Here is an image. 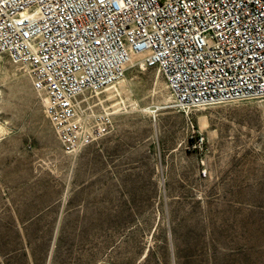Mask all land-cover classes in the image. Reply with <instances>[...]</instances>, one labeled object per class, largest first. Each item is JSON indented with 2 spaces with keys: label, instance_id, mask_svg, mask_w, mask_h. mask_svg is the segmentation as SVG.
<instances>
[{
  "label": "rangeland",
  "instance_id": "obj_1",
  "mask_svg": "<svg viewBox=\"0 0 264 264\" xmlns=\"http://www.w3.org/2000/svg\"><path fill=\"white\" fill-rule=\"evenodd\" d=\"M168 95L156 69L128 68L90 100L111 134L67 155L0 54V264H264V105L181 113ZM136 158L154 180L123 172Z\"/></svg>",
  "mask_w": 264,
  "mask_h": 264
},
{
  "label": "built area",
  "instance_id": "obj_2",
  "mask_svg": "<svg viewBox=\"0 0 264 264\" xmlns=\"http://www.w3.org/2000/svg\"><path fill=\"white\" fill-rule=\"evenodd\" d=\"M0 54L75 156L113 131L114 113L90 100L132 65L163 77L165 109L264 105V0H0Z\"/></svg>",
  "mask_w": 264,
  "mask_h": 264
},
{
  "label": "crops",
  "instance_id": "obj_3",
  "mask_svg": "<svg viewBox=\"0 0 264 264\" xmlns=\"http://www.w3.org/2000/svg\"><path fill=\"white\" fill-rule=\"evenodd\" d=\"M145 144L146 143H116V146L120 145V148L123 151L122 154L124 156H127L130 154V151L136 150L137 148L141 146L143 147ZM124 156H121L120 159H122V157ZM116 162H117V159H116ZM126 163L128 167L124 169L123 172L126 174H131L129 175L130 178H134L137 180H154L155 179V175L151 174V172L147 170L146 167L141 168L139 166L141 163L147 164L148 163L147 159L138 160L136 158V159L128 160Z\"/></svg>",
  "mask_w": 264,
  "mask_h": 264
},
{
  "label": "bare ground",
  "instance_id": "obj_4",
  "mask_svg": "<svg viewBox=\"0 0 264 264\" xmlns=\"http://www.w3.org/2000/svg\"><path fill=\"white\" fill-rule=\"evenodd\" d=\"M135 59H133L132 60V64L133 63H135ZM131 67H133V65L131 66ZM165 102H167V101H165ZM134 105H137V103H135ZM138 106V105H137ZM156 109H159V108H157V107H155V108H148V109H142V111L143 112H148V113H151L152 115H155L156 113H157V110Z\"/></svg>",
  "mask_w": 264,
  "mask_h": 264
}]
</instances>
